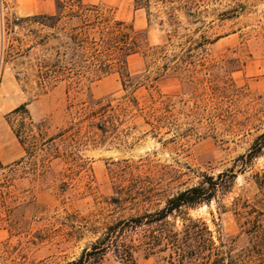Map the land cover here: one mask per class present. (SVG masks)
Returning a JSON list of instances; mask_svg holds the SVG:
<instances>
[{
  "label": "rangeland",
  "instance_id": "rangeland-1",
  "mask_svg": "<svg viewBox=\"0 0 264 264\" xmlns=\"http://www.w3.org/2000/svg\"><path fill=\"white\" fill-rule=\"evenodd\" d=\"M83 1L145 30L169 67L194 68L186 82L171 74L152 88L163 60L134 54L126 90L115 72L87 74L93 81L78 89L44 86L41 57L55 42L41 46L49 30L26 17L54 12V1L0 0V264L73 261L107 225L230 168L228 191L188 215L232 237L237 264H264L255 238L239 227L254 218L264 227V146L245 167L236 162L264 130V0H150L149 17L132 0ZM21 104L26 112L13 113ZM129 171L157 192L151 204L111 199ZM102 249L89 264H120L113 247ZM135 260L156 264L141 253Z\"/></svg>",
  "mask_w": 264,
  "mask_h": 264
},
{
  "label": "trees",
  "instance_id": "trees-1",
  "mask_svg": "<svg viewBox=\"0 0 264 264\" xmlns=\"http://www.w3.org/2000/svg\"><path fill=\"white\" fill-rule=\"evenodd\" d=\"M53 1V13L26 17L49 30L39 41L41 46H46L50 40L55 42L49 46L53 52L46 51L41 57L40 70L43 76L39 83L44 86L67 81L78 89L83 80L93 81L94 77L87 74L115 72L119 75L122 89L126 90L134 86L133 77L128 71V58L134 54H141L148 63L163 60L151 79L149 86L152 88L171 74L182 83L186 82V73L194 68L190 63L169 67L163 47L151 46L145 30H138L122 20H114L100 5L87 4L83 0ZM132 1L136 8H144L149 17L150 0ZM197 46L200 47V44ZM169 98L163 101L166 107ZM126 102L137 107L133 96H128ZM20 110L26 112L24 104L12 112ZM13 132L27 153V143L16 129ZM263 146L264 130L255 137L249 151L236 158V162L240 161L241 166L245 167L260 154ZM125 163L128 162L125 160ZM128 175L126 185L116 189L111 199L119 203H131L135 208L151 204L157 192L139 175H133L130 171ZM235 175L233 168L216 176L205 175L197 184L165 195L161 206L144 208L142 212L137 209L136 213L107 225L90 250L84 249L78 258L65 264L96 261L95 250L100 245L102 250L113 247L120 264H136L137 253L144 257L154 256L156 264H237L234 239L220 229L214 232L203 219L188 215L189 209L209 204L220 191L227 192ZM239 214L248 216L251 212L240 211ZM243 224L239 225L240 232L253 236L257 242L254 248L260 253L264 252L262 223L254 218L251 225L248 222Z\"/></svg>",
  "mask_w": 264,
  "mask_h": 264
},
{
  "label": "crops",
  "instance_id": "crops-1",
  "mask_svg": "<svg viewBox=\"0 0 264 264\" xmlns=\"http://www.w3.org/2000/svg\"><path fill=\"white\" fill-rule=\"evenodd\" d=\"M47 13H53L52 11H50V12H47ZM22 151H23V153H24V149H23V147H22Z\"/></svg>",
  "mask_w": 264,
  "mask_h": 264
}]
</instances>
